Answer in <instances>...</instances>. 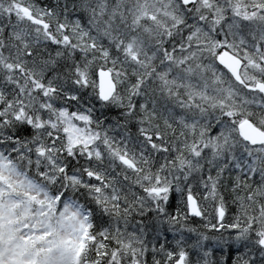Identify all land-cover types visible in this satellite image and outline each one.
I'll list each match as a JSON object with an SVG mask.
<instances>
[{
    "label": "snow or ice",
    "instance_id": "6c2138e0",
    "mask_svg": "<svg viewBox=\"0 0 264 264\" xmlns=\"http://www.w3.org/2000/svg\"><path fill=\"white\" fill-rule=\"evenodd\" d=\"M0 264H264V0H0Z\"/></svg>",
    "mask_w": 264,
    "mask_h": 264
}]
</instances>
